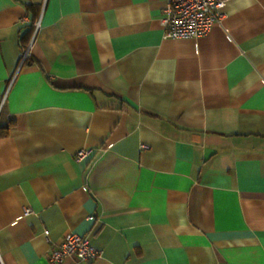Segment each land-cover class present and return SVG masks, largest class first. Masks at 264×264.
I'll return each instance as SVG.
<instances>
[{"label": "crops", "instance_id": "obj_1", "mask_svg": "<svg viewBox=\"0 0 264 264\" xmlns=\"http://www.w3.org/2000/svg\"><path fill=\"white\" fill-rule=\"evenodd\" d=\"M164 5L0 0V264H264V0L197 37Z\"/></svg>", "mask_w": 264, "mask_h": 264}, {"label": "built area", "instance_id": "obj_2", "mask_svg": "<svg viewBox=\"0 0 264 264\" xmlns=\"http://www.w3.org/2000/svg\"><path fill=\"white\" fill-rule=\"evenodd\" d=\"M227 0H165L161 23L165 37H197L204 34L221 18V9ZM38 27L36 25L35 30ZM30 47V45H29ZM29 47L20 52L19 65L29 55ZM88 155L87 150L76 152V159L81 160ZM28 210H25L27 213ZM100 255L86 235L67 232L61 241L53 246L47 255L50 264H60L65 257H73L72 264L93 261ZM1 261V260H0Z\"/></svg>", "mask_w": 264, "mask_h": 264}, {"label": "trees", "instance_id": "obj_3", "mask_svg": "<svg viewBox=\"0 0 264 264\" xmlns=\"http://www.w3.org/2000/svg\"><path fill=\"white\" fill-rule=\"evenodd\" d=\"M5 132H2L1 135H3Z\"/></svg>", "mask_w": 264, "mask_h": 264}]
</instances>
